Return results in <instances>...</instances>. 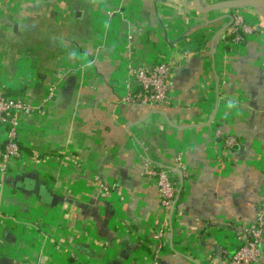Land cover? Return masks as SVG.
Here are the masks:
<instances>
[{"label": "crops", "instance_id": "0c3cea01", "mask_svg": "<svg viewBox=\"0 0 264 264\" xmlns=\"http://www.w3.org/2000/svg\"><path fill=\"white\" fill-rule=\"evenodd\" d=\"M244 14L236 46L193 0H0V94L38 107L5 173L0 128V264H227L264 204V24ZM161 62L170 100L135 101L132 70Z\"/></svg>", "mask_w": 264, "mask_h": 264}, {"label": "built area", "instance_id": "2783aa9c", "mask_svg": "<svg viewBox=\"0 0 264 264\" xmlns=\"http://www.w3.org/2000/svg\"><path fill=\"white\" fill-rule=\"evenodd\" d=\"M207 2L204 1V3ZM246 11H233V24L230 27L231 43L239 46L248 35L253 34V27L247 22L244 14ZM262 22L264 23V15ZM171 67L168 63L161 62L152 69L135 68L132 74L136 77L140 91L135 94V101L153 104H165L170 100V77ZM38 110L25 100L11 99L0 94V128L5 135V149L2 154V172H6L11 161L20 159L22 151L19 145V122L20 113H32ZM227 148L237 145L233 137L225 140ZM149 175L155 180L159 191L160 205L168 218L174 212L178 195L181 188L180 180L175 172L167 168L155 167ZM171 219V218H169ZM236 253L227 264H255L261 255V246L264 244V204L260 209L256 223L248 230L237 233Z\"/></svg>", "mask_w": 264, "mask_h": 264}, {"label": "water", "instance_id": "95a60500", "mask_svg": "<svg viewBox=\"0 0 264 264\" xmlns=\"http://www.w3.org/2000/svg\"><path fill=\"white\" fill-rule=\"evenodd\" d=\"M204 1L206 0H193V6L195 11L202 16V20L206 23V25H213L223 19L230 20L229 23L221 30L218 36L232 26L233 16L231 13L233 11H247L255 9L260 13H264V0H225L218 3H210V1H208V6L204 5ZM217 13H222L223 15L220 17H215L214 19L210 18L213 14ZM220 227L228 228L227 226L224 227L219 225H214L212 228ZM235 253L236 251L231 254L230 258L234 256Z\"/></svg>", "mask_w": 264, "mask_h": 264}, {"label": "trees", "instance_id": "16d2710c", "mask_svg": "<svg viewBox=\"0 0 264 264\" xmlns=\"http://www.w3.org/2000/svg\"><path fill=\"white\" fill-rule=\"evenodd\" d=\"M4 149H5V143H4L3 147H2V150H3V151H4Z\"/></svg>", "mask_w": 264, "mask_h": 264}, {"label": "bare ground", "instance_id": "6f19581e", "mask_svg": "<svg viewBox=\"0 0 264 264\" xmlns=\"http://www.w3.org/2000/svg\"><path fill=\"white\" fill-rule=\"evenodd\" d=\"M205 5V4H204ZM205 6H208V4H206Z\"/></svg>", "mask_w": 264, "mask_h": 264}, {"label": "rangeland", "instance_id": "374dc122", "mask_svg": "<svg viewBox=\"0 0 264 264\" xmlns=\"http://www.w3.org/2000/svg\"><path fill=\"white\" fill-rule=\"evenodd\" d=\"M262 15H264V13H262ZM264 24V23H263Z\"/></svg>", "mask_w": 264, "mask_h": 264}]
</instances>
